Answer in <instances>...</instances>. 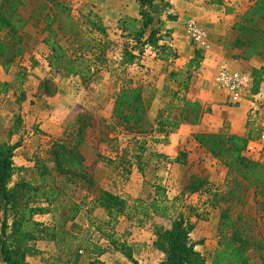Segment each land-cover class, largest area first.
I'll list each match as a JSON object with an SVG mask.
<instances>
[{
  "label": "rangeland",
  "instance_id": "rangeland-1",
  "mask_svg": "<svg viewBox=\"0 0 264 264\" xmlns=\"http://www.w3.org/2000/svg\"><path fill=\"white\" fill-rule=\"evenodd\" d=\"M228 2L233 5H227L225 10L236 5L244 10L243 5L249 6L253 0ZM62 3L64 7L58 8ZM168 9L167 0H158L153 9L161 20V40L156 47L144 46L145 38L141 43L135 39L142 25L136 0H26L25 5L17 8L23 21H27L23 28L13 32L0 24V145L16 146L10 186L22 181L40 184L36 163L44 160L53 174L48 181L62 191L60 201L83 207L76 220L66 224V229L76 235L90 230L94 240L114 242L113 248H117L98 258L79 251L66 263L60 251L63 245L43 239L29 243L33 252L26 258L28 264H71L75 256L80 258V264L95 260L96 264H134L127 254L138 264H156L158 256L160 262L165 258L156 246L158 233L180 218L191 228L189 236L195 250L208 242V258L197 250L205 264H262L264 250L259 248V242L264 244V148L258 149L262 158L257 160V147L247 151L245 147V161L258 165L247 178L239 169L226 166L221 157H214L208 148L195 145V136L203 131L192 133L183 141L175 140V146L166 149L173 139L167 137L171 126L163 123L171 121L174 113L186 116L187 122L192 123L196 116L201 122L205 113L211 111L206 105L193 111V103L197 102L191 97V82L199 79V66L179 73L162 64L170 61L173 65L178 58L166 47L169 29L161 26L174 17ZM242 15L236 19L240 21ZM69 19L77 25L74 33L69 32ZM188 20L184 26L191 39ZM258 29L264 38V21ZM249 37H243V44L248 43ZM46 39L66 51L67 59L59 69L49 65L51 51ZM75 40H80L82 47ZM219 69L218 65L208 76L209 81L231 106L233 103L215 83ZM235 70L252 77V93L257 79L264 82L263 74ZM128 87L143 90L152 126L149 133H128L114 125L116 94ZM258 93L259 109L253 108L251 116L259 113L263 119L264 89ZM83 126L85 129L80 132ZM158 127L167 128L154 138ZM220 130L227 134L224 127ZM57 142H65L71 148L79 145L82 161L72 174H60L50 161L53 144ZM193 186L199 190L191 192ZM102 191L126 201V209L116 222L99 205ZM44 202L39 199L38 203ZM153 202L169 206L167 217L152 215ZM58 206L56 203L49 213L35 219L53 227L61 215ZM1 218L0 212V227ZM12 220L10 214L9 224ZM237 234L243 241L237 239ZM107 236H111L110 240ZM225 248L229 256L217 262V251ZM92 258L95 260L90 261Z\"/></svg>",
  "mask_w": 264,
  "mask_h": 264
},
{
  "label": "trees",
  "instance_id": "trees-1",
  "mask_svg": "<svg viewBox=\"0 0 264 264\" xmlns=\"http://www.w3.org/2000/svg\"><path fill=\"white\" fill-rule=\"evenodd\" d=\"M141 8L142 25L136 34V41L142 42L143 45L156 47L161 40L159 37L160 18L154 15V7L158 0H136ZM166 1V0H161ZM26 0H2L0 4V24L7 26L13 32L27 23L17 12L19 5H25ZM59 6V7H58ZM57 7L62 9L64 4ZM59 9V10H60ZM60 14V12H59ZM49 17V16H48ZM58 16L54 19L57 21ZM264 20V0H256L254 5L249 8L242 16L241 20L234 25V29L245 36H250L248 43L254 47H264V38L260 36L258 25ZM69 32L76 31V24L70 19L67 20ZM157 24V27H156ZM150 30L146 37V32ZM82 47L80 40H75ZM45 43L49 46L51 55L49 65L55 69L63 66L67 59L66 51L51 39H46ZM89 49H91V43ZM12 59H7L10 62ZM199 104L193 103V111L197 109ZM114 125L122 128L128 133H149L152 129L150 121L147 117V108L144 101L143 90L140 87L122 88L115 97L113 107ZM181 120L188 121L186 116H181ZM196 124L198 117L192 121ZM164 126L178 127V123L168 121L163 123ZM85 126L81 128L82 132ZM253 134L249 133L247 137H237L229 134H213L202 133L195 136L197 143L202 147L208 148V151L214 157H221L222 162L230 168L239 169L240 173L247 178L248 174L254 172L258 165L253 162H246L243 151L246 147L247 140L253 139ZM79 145L76 144L72 148L68 147L65 142H57L53 144L51 150V160L55 163L57 171L60 174H72L74 168L81 164L82 156L78 151ZM15 145L2 143L0 145V212L2 213L0 227V261L3 264H28L27 256L33 252L29 243L43 239H53L57 245H63L61 253L66 263L70 262L73 255L79 251H87L95 255L97 258L111 253L116 249L113 243H102L100 240H94L91 232L84 235H76L66 229V224L76 220L83 207L75 202L68 201L64 205V201H60L62 191L48 180L53 178V174L44 160L36 163L37 171L40 178V184L33 185L29 182H19L14 186H10L14 174L12 157ZM264 186V185H263ZM199 187L193 186L191 192H197ZM99 198V205L108 211L111 221L116 222L118 215L126 209V201L109 191H102ZM39 199H44L43 204L38 203ZM59 202V203H58ZM56 203L61 209V215L57 223L53 227L35 219V216L49 213L50 207ZM154 212L159 217H167L169 206L162 202H153ZM10 214H13L12 223L9 224ZM191 228L185 225L183 219H177L171 222L169 228L158 233L156 246L161 250L165 258L159 264H205L202 255L195 250L194 244L190 241ZM240 241L242 237L237 234ZM111 236H107L110 240ZM244 244V242L242 243ZM244 246V245H243ZM259 248L264 250V244L259 242ZM228 249L217 251L215 260L218 262L220 258L228 257ZM126 255V254H125ZM127 257L138 264L131 254ZM262 264H264V254L261 256ZM98 263V260L91 264Z\"/></svg>",
  "mask_w": 264,
  "mask_h": 264
},
{
  "label": "crops",
  "instance_id": "crops-1",
  "mask_svg": "<svg viewBox=\"0 0 264 264\" xmlns=\"http://www.w3.org/2000/svg\"><path fill=\"white\" fill-rule=\"evenodd\" d=\"M254 1L249 2V6L243 5L244 10L237 5L234 6L237 9L225 10L227 5H233L228 0L225 2L223 0H167L169 3L168 13L174 17L163 21L161 26L169 29V31H166L170 35L166 47L170 52L175 53L178 58L173 65H170V61L162 62V64L165 63L169 67L172 66L171 69L179 73L183 72L187 67L194 66L196 68L199 66V79L191 82L192 85L195 83L194 86L191 85V97H194L193 100L199 105H206L211 108V111L205 113L201 122L199 120L196 124L187 121L183 122L181 116L174 113L170 120L179 125L176 128H169L171 131L167 137L169 139L172 138L173 141L172 145L166 149L170 150L171 147H174L175 140L183 141L187 139V136L197 131L216 134L221 133L220 129L223 127L225 133L237 137H247L249 133L253 134V139L247 140L245 151L249 147H260V138L264 134V117L263 119L262 117L260 118L259 113L251 116V111L253 108L257 109V111L259 109L257 96L261 95L258 91L264 89L263 80L261 82L258 79L256 80V86L250 96L251 98H246L239 104L231 103L233 106H230L225 96L220 94L214 85H211L208 77L212 71H216L218 65L219 67L225 65L232 70L244 69L249 72H257V75H264V47L259 46L257 52V46L252 47L249 43L243 44L245 35L233 28L234 24L237 21L239 22L236 18L251 8L256 2ZM189 18L195 19L198 25L207 33L208 41L206 46L194 44L187 35L184 24L185 20ZM240 49L243 50L239 51ZM245 50L247 53L243 54ZM156 118L158 119L159 117L157 116ZM158 128L159 130L153 132L156 135L153 136L154 138L161 134L162 131H166L167 127ZM195 145L200 147L196 142ZM173 153L174 150L169 154ZM261 158L262 153L257 149V160ZM154 214L153 209L152 215ZM74 229L75 231L77 230L76 226H74ZM207 243L197 247V250L206 258L210 256L206 252ZM158 257V262H160L161 257ZM94 260L92 258L90 261ZM71 264H80V258L75 256Z\"/></svg>",
  "mask_w": 264,
  "mask_h": 264
},
{
  "label": "built area",
  "instance_id": "built-area-1",
  "mask_svg": "<svg viewBox=\"0 0 264 264\" xmlns=\"http://www.w3.org/2000/svg\"><path fill=\"white\" fill-rule=\"evenodd\" d=\"M186 25L191 40L202 46H206L207 34L200 28L197 21L189 19ZM215 83L220 91L226 94L233 104H239L242 100L248 98L253 90V79L249 74L244 71L231 70L226 66H221L218 70ZM260 143L261 149L264 148V134L261 135ZM260 147H257V149L260 150Z\"/></svg>",
  "mask_w": 264,
  "mask_h": 264
}]
</instances>
